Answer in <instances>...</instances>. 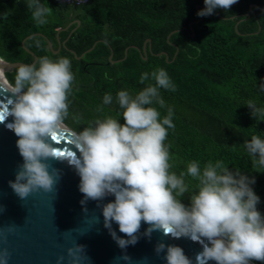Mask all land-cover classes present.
Returning <instances> with one entry per match:
<instances>
[{
    "label": "trees",
    "instance_id": "obj_1",
    "mask_svg": "<svg viewBox=\"0 0 264 264\" xmlns=\"http://www.w3.org/2000/svg\"><path fill=\"white\" fill-rule=\"evenodd\" d=\"M46 6L47 22L40 25L21 0H0V59H70L74 79L63 123L79 132L97 118L117 115L116 92L134 94L154 83L141 84L142 71L162 67L175 85L159 90L165 107L155 105L162 116L168 106L174 113V127L164 141L170 171L186 173L192 160L201 168L221 160L230 170L255 178L252 188L264 214V171H258L244 148L252 135L264 137V120L250 116L245 104L253 99L264 105L258 87L264 78V0H235L229 9L217 8L207 16L196 14L203 0H88L82 6L46 0ZM14 74L15 69L5 77L10 82ZM106 92L112 104H102ZM117 119L123 122L122 116ZM184 180L189 191L195 190L193 178L186 174ZM188 195L180 197L185 204Z\"/></svg>",
    "mask_w": 264,
    "mask_h": 264
},
{
    "label": "clouds",
    "instance_id": "obj_2",
    "mask_svg": "<svg viewBox=\"0 0 264 264\" xmlns=\"http://www.w3.org/2000/svg\"><path fill=\"white\" fill-rule=\"evenodd\" d=\"M24 2L36 23L47 22L46 0ZM234 2L203 0V7L196 14L211 15L217 8L229 9ZM73 79L68 57L42 55L32 63L17 64L10 82L0 80V90L12 94L0 104V122L12 116L5 127L16 135L22 157L14 179L8 183L21 198L36 187L47 190L53 185L54 177L45 162L54 156L49 138L56 136L68 115L67 95ZM145 80L154 83L134 94L128 89L116 92L117 115H104L73 132L72 143L79 155L74 153L69 163L79 176L78 189L83 199L101 200L108 194L114 197L101 205V213L104 226L120 248L136 242L141 221L148 225L145 235L162 230L200 243L201 249L193 261L180 246L157 242L155 251H163L165 264L264 261V214L257 208L260 197L252 188L255 178L230 170L221 160L207 161L202 168L199 161L192 160L186 165V173L177 175L170 171L172 165L164 141L168 129L174 127V113L168 106L162 116L155 105L164 108L159 90H174L175 85L162 67L142 71L139 82L143 84ZM258 87L264 92V78ZM112 103L111 93H104L102 104ZM245 104L250 116L264 120V105L258 106L253 99ZM121 116L122 123L117 119ZM244 148L258 171H264V137L252 135ZM186 174L197 182L193 191H189L184 180ZM184 193L189 194L187 204L180 198ZM113 221L127 238L112 230ZM74 247L76 252L72 247L67 252L73 257L72 264H77V253L83 246ZM122 258L129 259L126 255ZM0 264H6V253L0 254Z\"/></svg>",
    "mask_w": 264,
    "mask_h": 264
},
{
    "label": "water",
    "instance_id": "obj_3",
    "mask_svg": "<svg viewBox=\"0 0 264 264\" xmlns=\"http://www.w3.org/2000/svg\"><path fill=\"white\" fill-rule=\"evenodd\" d=\"M147 42L151 47V41ZM49 45L53 50L51 42ZM143 51L146 52V46ZM112 57L113 53L110 60ZM0 64L6 79L5 72L15 69L20 63L0 59ZM10 96V92L0 90V104L6 103ZM11 119L9 115L0 122V254L6 253V264H72L73 257L67 249L72 247L76 252L75 244L83 246V250L77 253V264H165L163 251H155L159 241L180 246L195 261V255L201 249L198 241L185 236L173 237L162 230H152L150 235H145L148 225L144 221L140 223L134 244L124 248L117 245L104 226L101 213V205L114 197L108 194L101 200L83 199L78 189L79 176L74 165L69 163L74 153L79 155L72 143L75 131L65 123L55 139L49 138L55 152L45 162L54 177L52 187L47 190L36 187L26 197H19L8 183L14 179L22 163L15 143L17 137L5 127ZM54 170H57L58 177ZM111 228L117 236L127 238L114 221ZM125 255L128 260L122 258ZM207 264L215 262L208 261ZM249 264L255 263L250 260Z\"/></svg>",
    "mask_w": 264,
    "mask_h": 264
},
{
    "label": "built area",
    "instance_id": "obj_4",
    "mask_svg": "<svg viewBox=\"0 0 264 264\" xmlns=\"http://www.w3.org/2000/svg\"><path fill=\"white\" fill-rule=\"evenodd\" d=\"M56 3L66 6H82L88 2V0H55Z\"/></svg>",
    "mask_w": 264,
    "mask_h": 264
},
{
    "label": "snow or ice",
    "instance_id": "obj_5",
    "mask_svg": "<svg viewBox=\"0 0 264 264\" xmlns=\"http://www.w3.org/2000/svg\"><path fill=\"white\" fill-rule=\"evenodd\" d=\"M53 139H55V136L54 137H52ZM54 150V152H55V149H53Z\"/></svg>",
    "mask_w": 264,
    "mask_h": 264
},
{
    "label": "bare ground",
    "instance_id": "obj_6",
    "mask_svg": "<svg viewBox=\"0 0 264 264\" xmlns=\"http://www.w3.org/2000/svg\"><path fill=\"white\" fill-rule=\"evenodd\" d=\"M0 72H1V70H0ZM0 79L3 80L1 76H0Z\"/></svg>",
    "mask_w": 264,
    "mask_h": 264
},
{
    "label": "rangeland",
    "instance_id": "obj_7",
    "mask_svg": "<svg viewBox=\"0 0 264 264\" xmlns=\"http://www.w3.org/2000/svg\"><path fill=\"white\" fill-rule=\"evenodd\" d=\"M21 1L25 4L24 0H21Z\"/></svg>",
    "mask_w": 264,
    "mask_h": 264
}]
</instances>
